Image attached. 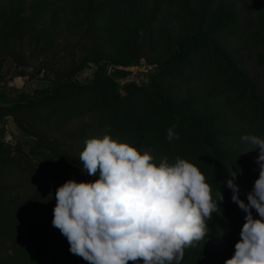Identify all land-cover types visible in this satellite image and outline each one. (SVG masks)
Returning a JSON list of instances; mask_svg holds the SVG:
<instances>
[{
	"label": "trees",
	"instance_id": "obj_1",
	"mask_svg": "<svg viewBox=\"0 0 264 264\" xmlns=\"http://www.w3.org/2000/svg\"><path fill=\"white\" fill-rule=\"evenodd\" d=\"M146 1L79 0L82 17L72 49L90 50L91 55L69 67L52 60L40 67L39 70L52 74L57 84L51 93L27 97L26 104L33 109L50 108L51 112L63 115L64 120L85 112L93 113L100 123L111 124L113 133L132 134L143 142L149 141L160 152L161 158L154 161L157 164L164 157L173 162L177 156L194 163L205 175L213 194L220 190L224 199L219 202L220 213L212 215L215 223L206 229L207 236L185 249L181 264H225L226 259L234 254L246 216L232 201L233 193L227 187V181L233 178L231 172L237 173L234 182L239 186L240 198L247 203V195L259 175L256 163L259 149L252 150V146L248 148L249 144L245 142L239 147L234 140H241L247 134L264 137V0H260L261 5L257 4V0H202L196 23L178 44L172 43L171 32L165 31L167 44L171 47L166 57L155 62L158 71H150L149 81L146 84L135 80L121 83L109 76V67L113 64L134 66L147 56L153 45L145 36L150 31L152 20L162 13L163 1L152 0L151 19L135 26L134 43L129 42L128 52L124 48L128 42H115L117 48L124 50L125 59L107 65L102 57L104 46L106 42H114L122 27L125 29L129 19L133 20L134 13L145 14ZM214 15L216 20L212 21ZM21 30L31 38L35 35L32 27L18 26L15 29L14 42L7 53L19 67L26 64L23 51L28 38L21 35ZM142 32L146 33L143 37L139 35ZM233 34L243 35L245 40L231 51L228 40ZM223 52H226L224 57L229 64L220 67ZM58 56L59 53L56 59ZM248 62H251L256 78L250 77L242 67ZM86 66L97 68L95 78L88 83L75 79L76 74ZM198 79L215 84L223 81L231 104L237 106L231 107V112L236 118L244 115L248 119V127L222 128L223 121L219 120L222 117H204L198 111L197 102L187 106L179 104L170 93H163L158 84V81H168L170 84L180 82L187 85ZM4 102L6 100L2 95L0 117L13 115L17 126L36 138L32 150L45 160L44 163H37L25 156L21 142L12 146L0 141V264H15L19 260L16 257L18 247L13 248L14 252L9 250L16 244L13 240H26L27 235L32 236L28 241L31 246L45 245V249L36 250L42 253L35 258L34 264H89L69 251L68 241L60 246H51L47 239L54 230L52 218L56 201L54 199L43 206L38 204L48 195L49 189L56 190L71 179L75 167L82 168L79 153L63 150L60 136L51 135L47 127L38 124L33 117L20 114V103L5 107L2 105ZM173 126L179 139L169 142L167 130ZM14 166L26 173V177H22L18 190L13 193L11 185L2 177ZM35 183H44L45 187L35 186ZM34 208V214L28 215ZM252 211L254 217L259 218L255 209ZM46 220H50L49 223L43 224ZM220 229L225 235L218 231L221 237L213 240L215 232ZM128 264L136 262L129 261Z\"/></svg>",
	"mask_w": 264,
	"mask_h": 264
},
{
	"label": "clouds",
	"instance_id": "obj_2",
	"mask_svg": "<svg viewBox=\"0 0 264 264\" xmlns=\"http://www.w3.org/2000/svg\"><path fill=\"white\" fill-rule=\"evenodd\" d=\"M174 127L167 130L169 142L179 139ZM241 140L259 149V175L247 203L234 182L237 173L227 181L246 216L225 264H264V137ZM79 162L98 179H69L55 190L52 226L89 264H181L185 249L207 236L206 220L220 213L222 192L213 194L205 175L185 158L164 157L157 164L148 152L103 135L84 141Z\"/></svg>",
	"mask_w": 264,
	"mask_h": 264
},
{
	"label": "rangeland",
	"instance_id": "obj_3",
	"mask_svg": "<svg viewBox=\"0 0 264 264\" xmlns=\"http://www.w3.org/2000/svg\"><path fill=\"white\" fill-rule=\"evenodd\" d=\"M162 1V13L152 20L150 31L145 36V38L148 37L149 41H151L150 45H153L149 49V52H147L146 57L148 59L143 57L136 64V69L141 71H158V66L155 62L161 61V59L166 57L167 51L171 47L167 44L168 40L164 35L165 31L169 30L172 34V43L178 44L184 38L189 28L196 23L202 0ZM257 1V4L261 5L260 0ZM145 3L147 5L145 7V14L142 15L138 11L134 13L133 20L129 19L128 22L125 21V23L127 22V27L125 29L122 27L121 32L114 38V42H106L102 57L107 65L126 58L123 53L124 50L117 48L118 45L115 42L118 44L124 43V41L128 42L124 45L126 52H128L129 42L134 43L135 26L139 22V25H141L143 22L151 19L150 15L153 9L152 0H147ZM80 17H82V11L80 10L79 0H0V61L2 62L0 67V96L3 95L6 100L4 102L5 104L2 105L9 107L13 104L20 103L18 112L24 116L33 117L38 124L43 125V127L45 126V128L47 127L46 129L51 135L60 136L62 149L68 152L80 153L84 147V141L87 138L110 135L118 142H125L136 147L142 153L148 152L153 156L154 161L161 158L160 152L149 141L143 142L140 138L133 137L132 134L120 133L118 131L113 133L111 124L100 123L99 118L94 116L93 113L85 112L73 115V117L64 120L63 115L51 112L50 108L33 109L27 106V97L44 94L45 92L51 93L57 84L54 81V76L46 70H39L40 67L46 65V63L47 65L51 63L50 60L56 62L58 65L69 67L72 63H80L85 56L91 55L90 50L87 51L80 47L72 49V42L77 36ZM215 17L216 15L213 16L212 21L216 20ZM18 26L32 27L35 33L31 38L25 31L21 30V35L28 37L26 38V46L23 51L26 64L21 67L17 66L7 53L8 48L14 42V31ZM143 34L145 35L146 33H139L142 37L144 36ZM242 38L243 35L235 36L233 34L228 40L229 49L234 51L240 47L245 40ZM57 53H59L58 59H56ZM224 56H226V52L222 53V59L219 62L220 67L229 64ZM58 65L57 67L62 70L63 67ZM251 66V62H248L246 66L242 67L247 70L250 77L256 78V73L254 74L253 66ZM96 71L97 68L95 66H86L84 70L76 74L75 79L84 83L91 82L95 78ZM158 84L162 87L163 93H170L173 100L179 104L187 106L197 102L198 111L204 117L208 119L222 117L219 118V120L222 119L223 121L220 125L222 128H227L228 126V130H232L248 127V119L244 115L236 118L233 112H231L230 108H236L237 106L231 104L223 81H217L215 84L210 80L204 81L198 79L192 80L187 85L180 82L170 84L168 81H161V83L158 81ZM121 89L123 91L122 87ZM195 99H198V101H195ZM246 115L248 114L246 113ZM9 119L13 121V115L0 117V141L9 143L12 146L21 142L23 143L22 153L25 156L31 158L34 162L44 163L45 159L42 155L32 150L36 138L29 135L25 130L20 129L13 121L16 129L19 131L18 135H15L8 123ZM234 141L239 147L244 144L242 140ZM250 146L248 145V148ZM12 154H14V151ZM76 173L81 175V181H94L98 179V177L87 175L79 167L74 168L71 179H75ZM22 177L25 178L26 173H22L14 166L6 171L2 178L4 182L6 181L11 185V191L14 193L18 190L19 181ZM37 185L45 187L44 183H35V186ZM54 194L55 189H49L48 195L44 196L38 202L39 206L46 205V203L48 204V202L54 200ZM33 212H35V208L28 215H32ZM49 221H43V224H48ZM212 223H215L212 218L206 220L208 229ZM52 228H54L50 232L52 236L50 239H47L51 243V246H60V244L66 243L67 238L60 233L59 229ZM218 231L225 235L223 230H217L214 238H212L215 241L221 237ZM27 236V241L25 238L24 240L21 239V241L18 239L16 241L13 240V243L16 244L11 246L9 252H14L15 250L13 248L18 247L16 257H19V260L15 264H34L36 262L35 258H38L42 253L41 250L45 249L44 244L31 246L28 241H31L32 236ZM39 240H42V238H39ZM46 246L49 248L48 245ZM37 249L41 250L36 251Z\"/></svg>",
	"mask_w": 264,
	"mask_h": 264
},
{
	"label": "water",
	"instance_id": "obj_4",
	"mask_svg": "<svg viewBox=\"0 0 264 264\" xmlns=\"http://www.w3.org/2000/svg\"><path fill=\"white\" fill-rule=\"evenodd\" d=\"M108 74L114 80L121 82V83L135 80L140 84H146L149 79L150 71L138 70L136 69V65L125 67V66H118V65L113 64L109 67ZM8 123L13 133L15 135H18L19 131L16 129L13 121L9 119ZM75 180H77L78 182L81 181V175L79 173L75 174Z\"/></svg>",
	"mask_w": 264,
	"mask_h": 264
}]
</instances>
